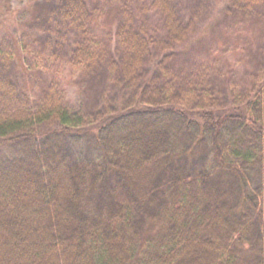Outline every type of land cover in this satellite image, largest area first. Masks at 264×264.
Here are the masks:
<instances>
[{
    "label": "trees",
    "instance_id": "trees-1",
    "mask_svg": "<svg viewBox=\"0 0 264 264\" xmlns=\"http://www.w3.org/2000/svg\"><path fill=\"white\" fill-rule=\"evenodd\" d=\"M104 2L32 0L0 43V264H264V71L228 103L201 68L165 72L192 33L176 0ZM20 40L112 79L116 108L89 128L53 84L33 101Z\"/></svg>",
    "mask_w": 264,
    "mask_h": 264
},
{
    "label": "rangeland",
    "instance_id": "rangeland-1",
    "mask_svg": "<svg viewBox=\"0 0 264 264\" xmlns=\"http://www.w3.org/2000/svg\"><path fill=\"white\" fill-rule=\"evenodd\" d=\"M96 1L100 8L108 4L106 0ZM31 2L0 0V43L20 39L17 25L30 17ZM176 2L183 22L191 24L192 33L162 60L165 72L173 74L201 68L211 77L215 92L230 103L234 93L248 90L264 71V4L249 11H236L227 0H204L206 4L200 9L195 6L198 0ZM145 17L151 28H161L157 14L149 13ZM95 27L97 40L108 41L111 34L107 22L98 17ZM156 34L161 35L158 31ZM16 47L17 82L33 101L53 84L62 92L68 109L89 121V128L100 124L97 119L105 116V110L116 108L123 92L112 79L90 82L74 72L62 54H51L42 47L35 48L30 42L16 44ZM149 72L153 75L157 70L153 68ZM159 77L162 82L163 78Z\"/></svg>",
    "mask_w": 264,
    "mask_h": 264
}]
</instances>
